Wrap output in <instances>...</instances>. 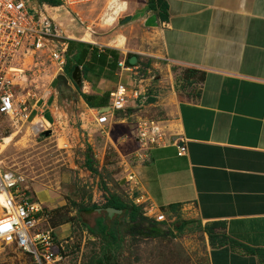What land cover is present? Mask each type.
<instances>
[{"label": "crops", "instance_id": "crops-1", "mask_svg": "<svg viewBox=\"0 0 264 264\" xmlns=\"http://www.w3.org/2000/svg\"><path fill=\"white\" fill-rule=\"evenodd\" d=\"M166 2L167 20L150 9L149 0L135 6L144 32L140 50L90 44L89 52L95 49L96 61L91 62V55L86 59L91 68L88 75L84 65H79L81 84L70 81L64 86L57 80L54 88L29 100L32 116L43 115L54 123L55 129L44 135L46 139L65 138L67 150L83 152L84 159L75 166L92 168L98 178L95 168L99 171V163L94 159L104 160L108 150L114 153L119 169L113 176L115 183L103 187L102 204L94 200L93 204L104 205L111 195L135 205L142 198L166 214L171 222L166 225L178 218L203 227L224 222L223 230L229 236L250 248L264 249V0ZM127 9L126 2L110 0L102 23L113 25ZM154 14L159 26L146 27V19ZM112 43L125 46V38L119 36ZM74 49L68 53L71 64L78 54ZM105 49L119 52L118 60L114 62ZM130 54L138 56L137 65L147 78L141 87L145 90L150 85L151 97L146 102L131 101L123 110L110 108L104 112L108 123L103 127L97 123L98 112L110 106V93L119 83L129 89L134 86L131 75L118 66ZM105 56L113 66L101 64ZM193 70L202 74L199 89H184L180 81L181 86L177 85L179 73ZM149 76H155L154 80ZM83 94L96 105L104 100L107 105L92 108ZM152 107L164 113L158 119L175 127L178 142L151 150L147 163L136 164L132 160L138 151L137 122L155 119L140 114ZM179 147L186 148L182 156ZM130 173L134 180L128 182ZM39 191L50 195L49 190ZM44 203L67 205L58 196ZM144 215L155 219L154 214ZM123 217V213L115 214L107 220L120 223ZM69 229L64 223L58 233L64 237ZM204 235L209 264H264L239 247H212L209 236Z\"/></svg>", "mask_w": 264, "mask_h": 264}, {"label": "rangeland", "instance_id": "rangeland-1", "mask_svg": "<svg viewBox=\"0 0 264 264\" xmlns=\"http://www.w3.org/2000/svg\"><path fill=\"white\" fill-rule=\"evenodd\" d=\"M109 1L56 11L53 8L57 7L46 5L42 6V10L53 18L55 15L65 17L60 20L65 23L64 28L56 21L64 41L82 40L89 44H103L106 48L120 47L128 52L134 47L137 51L140 50L138 48L143 44L144 32L139 26L138 14L134 13V9L142 0H120L128 4V9L111 26L102 23ZM28 3L30 9L39 6L33 0ZM128 16L133 17L132 21L123 23ZM119 36L125 38V46L112 43ZM85 37L87 41L83 40ZM32 68L23 85V94L30 91L31 95L37 97V94L40 95L47 88H54L57 83V68L51 62L35 60ZM177 78L182 82V88L197 90L202 74L195 70L190 73L182 71L176 80ZM140 114L155 119L164 115L153 107L144 109ZM6 137H12L13 140L8 144L0 140V168L21 173L26 178L23 186L28 188V196L47 208L48 222L44 227L51 226L55 229L63 256L62 261L57 264H209L202 230H187L176 238L169 233L154 237L148 230L150 225L143 224L140 228H134L138 233L132 235L133 226L127 216L120 218L118 227L113 228L107 220L108 226L103 222L107 229L104 232L100 229L98 220L106 218V209L86 212L84 208L93 204V200L101 203L103 187L114 181L113 176L119 173L118 167H115V155L111 150L107 151L104 160L94 159L99 163V171L95 168L100 175L98 178L94 176L93 170L75 166L84 159L83 152L80 153L76 148L67 150L65 138L56 136L46 139L44 135L33 134L30 123L4 118L0 120V138ZM86 150L85 147V152ZM44 189L49 190L50 195L39 191ZM51 196H58L67 205L45 204L44 201ZM3 213L4 210L0 207V215ZM65 222L70 229L61 237L58 230ZM167 226H162L163 230H168ZM0 264L35 263L31 256L20 250L0 244Z\"/></svg>", "mask_w": 264, "mask_h": 264}, {"label": "built area", "instance_id": "built-area-1", "mask_svg": "<svg viewBox=\"0 0 264 264\" xmlns=\"http://www.w3.org/2000/svg\"><path fill=\"white\" fill-rule=\"evenodd\" d=\"M104 1L108 0H61L62 4L57 8L68 9ZM63 38L56 20L41 6L30 9L28 0H0V120L11 118L30 123L33 134L37 136L55 129V124L43 115L32 116L29 100L35 95L30 91L23 94V85L33 70L35 60L51 62L57 68L56 76L64 74L69 42ZM118 66L131 75L134 86L129 89L124 83H119L110 93L109 107L117 111L125 109L131 101L146 102L151 97V86H146L145 90L141 87L147 79L142 67L128 66L126 58L121 59ZM154 78L149 76L151 81ZM139 107L143 108L144 104ZM97 123L104 127L108 123L107 113L98 112ZM174 128L169 127L164 119H140L135 130L138 151L132 161L145 164L151 150L177 145ZM0 140L5 141L3 138ZM185 153L186 148L179 147L178 155ZM132 180L134 174L130 173L127 181ZM25 182L26 178L17 170L0 168V194L6 196L9 204L1 207L4 213L0 215V244L31 256L35 264H57L63 256L55 229L44 227L48 222V210L28 196V188L23 186ZM136 204L142 205L146 214H154L158 222L171 223L164 212L156 210L142 198L137 199Z\"/></svg>", "mask_w": 264, "mask_h": 264}, {"label": "trees", "instance_id": "trees-1", "mask_svg": "<svg viewBox=\"0 0 264 264\" xmlns=\"http://www.w3.org/2000/svg\"><path fill=\"white\" fill-rule=\"evenodd\" d=\"M33 1L36 2V4L41 6V7L43 5H48L51 7H59L62 4L61 0H33ZM28 2H29V0H28ZM149 7L151 10L156 12L162 20L168 19V14H167L168 5H167L166 0H149ZM53 10L56 11L59 9L53 8ZM55 17L59 20L65 19V17L59 16V15H55ZM86 37H89V35ZM68 42H69L68 53H72L73 50H75L74 48H76L78 50V54L75 57V63L74 64H71L70 61L67 62V65L65 68V74H67L68 76H71V73L73 72V70L76 66L84 65L83 66L84 67V73H85V75H88V72L90 71L91 68L89 67V64H87L88 62L86 61V59L88 58L89 55H91V62L94 63L96 61L95 49L93 48V50L91 52H89L91 45L86 43V42L77 43L75 40H68ZM105 51H106V53L112 55L114 62L116 60H118L119 52L112 50V49H105ZM99 56L101 57L102 55L100 54ZM132 56L133 55L130 54L126 58V63L128 66H132L129 63V60ZM114 62L109 64L108 63V57L105 56L103 63H101V64L113 66ZM190 72L191 71H189L187 73H190ZM179 80L180 79L177 78V85H179ZM83 97L86 100V102L88 103V105L92 108H100V107H105L107 105L106 104L107 100H104L101 104L96 105L89 100V96L83 94ZM90 169L93 170L92 168H90ZM109 207H113V208H116L118 210H122L123 215H125L129 218V220H130L129 222L133 226V228H132L133 232H131L132 235L133 234L136 235L138 233V232L134 231V228H140L141 226H143V224L150 225V228H148V230L150 232V235L154 236V237L162 236L164 234L169 233L171 236L176 238V237L182 236L187 230L188 231H195L198 229V230H202L205 233H207V235L209 236L210 245L212 247H221V246H230L232 248L239 247V248L244 249L248 253H252L254 255H257L264 262V249L250 248V247L242 244L241 242L237 241L236 239L232 238L231 236H229L223 230L226 228V225L224 222H214V223L208 224L205 227H203L201 223L196 222V221H188V220L178 219L173 224L168 225L169 226L168 230H163L162 226H167L166 225L167 223H160V222H157L155 219L146 217L144 215V210L141 206L135 205L133 203L122 201L115 195H111L110 198H108V201L102 206H99L97 204H93L90 207L84 208V210L86 212H88V211H94V210H99V209H104V208L107 209ZM174 207H176V206H174ZM173 211H175V210L173 209ZM107 218H108V215L106 216V218H100L98 220L99 227L103 232L107 229V227H105L103 225V222H106V225H107ZM110 225L113 228H115V227L119 226V223L114 221V223H111Z\"/></svg>", "mask_w": 264, "mask_h": 264}, {"label": "water", "instance_id": "water-1", "mask_svg": "<svg viewBox=\"0 0 264 264\" xmlns=\"http://www.w3.org/2000/svg\"><path fill=\"white\" fill-rule=\"evenodd\" d=\"M133 19L132 16H128L123 23H128L131 22ZM145 26L152 28V27H158L159 23H158V16L156 14L148 17L145 21ZM130 65L135 66L138 63V56L133 55L130 60H129ZM57 80L59 82H62L64 84V86H69V82L73 81L75 84L80 85L82 82V74H81V69L79 66H76L73 70V72L71 73V77H69L66 74H60L57 76ZM101 112H108L110 111V107H105L103 109L100 110ZM51 132L48 131L45 134L49 135ZM101 210V209H99ZM107 215L108 217H114L115 214H122L123 211L122 210H118L116 208L113 207H109L106 209Z\"/></svg>", "mask_w": 264, "mask_h": 264}, {"label": "bare ground", "instance_id": "bare-ground-1", "mask_svg": "<svg viewBox=\"0 0 264 264\" xmlns=\"http://www.w3.org/2000/svg\"><path fill=\"white\" fill-rule=\"evenodd\" d=\"M51 10H52V9H51ZM54 19L60 23V26H61L62 28L65 27V23H64V22L60 21V20L57 19L56 17H54ZM65 33H66V32H65ZM63 34H64V33H63ZM12 140H13L12 137H6L4 143H5V144H8V143H10ZM7 206H9V204H8V202H7L6 196H4L3 194H0V207L5 208V207H7Z\"/></svg>", "mask_w": 264, "mask_h": 264}]
</instances>
